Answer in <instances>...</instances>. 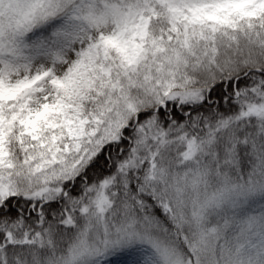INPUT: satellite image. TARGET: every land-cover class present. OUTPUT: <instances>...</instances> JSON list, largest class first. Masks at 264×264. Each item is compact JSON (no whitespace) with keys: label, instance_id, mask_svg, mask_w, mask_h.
I'll return each mask as SVG.
<instances>
[{"label":"snow or ice","instance_id":"1","mask_svg":"<svg viewBox=\"0 0 264 264\" xmlns=\"http://www.w3.org/2000/svg\"><path fill=\"white\" fill-rule=\"evenodd\" d=\"M0 264H264V0H0Z\"/></svg>","mask_w":264,"mask_h":264}]
</instances>
